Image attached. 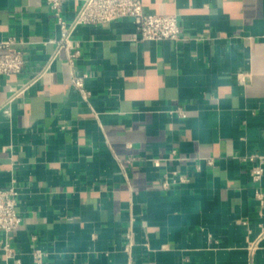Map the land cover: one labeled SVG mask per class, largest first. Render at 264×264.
Instances as JSON below:
<instances>
[{
	"label": "crops",
	"instance_id": "crops-1",
	"mask_svg": "<svg viewBox=\"0 0 264 264\" xmlns=\"http://www.w3.org/2000/svg\"><path fill=\"white\" fill-rule=\"evenodd\" d=\"M141 1L180 39L135 41L132 16L80 25L70 63L46 0H0V44L26 56L0 75V189L22 217L0 264H128L130 232L136 264H264V0Z\"/></svg>",
	"mask_w": 264,
	"mask_h": 264
},
{
	"label": "built area",
	"instance_id": "built-area-1",
	"mask_svg": "<svg viewBox=\"0 0 264 264\" xmlns=\"http://www.w3.org/2000/svg\"><path fill=\"white\" fill-rule=\"evenodd\" d=\"M48 6L54 13L57 24L61 29V40L59 47L69 52L70 63L78 56L77 45H73L72 36L80 25H99L132 16L136 23V32L133 35L135 41H166L179 40L182 28L177 16L147 14L144 12L141 0H82L75 18L72 21L65 19L63 15L65 0H46ZM16 39L11 38L0 44V48L6 49L0 53V75L9 76L20 74L26 65L25 53L15 48ZM74 85L80 90L85 99L90 92L86 90L84 78L74 77ZM255 164L251 170V177L255 183H260L264 176V154H254L249 158ZM212 164V162H210ZM181 182L186 181L180 178ZM170 182L165 181V187ZM257 197L264 206V195L258 190ZM22 224V217L18 209V192L15 184H10L5 189H0V231L6 234L5 240L0 242V253L6 252L11 255L13 248L8 239V234L16 230ZM126 251L129 255L128 264H136L133 254V233L127 235ZM48 254L41 250L34 252V263L45 264Z\"/></svg>",
	"mask_w": 264,
	"mask_h": 264
}]
</instances>
